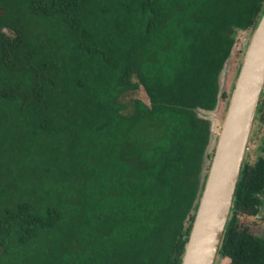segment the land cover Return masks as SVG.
Instances as JSON below:
<instances>
[{"label":"trees","instance_id":"1","mask_svg":"<svg viewBox=\"0 0 264 264\" xmlns=\"http://www.w3.org/2000/svg\"><path fill=\"white\" fill-rule=\"evenodd\" d=\"M263 12L0 0V264H181L213 156L205 114L230 99L225 65ZM262 192L264 158L243 161L218 249L230 264H264L239 221Z\"/></svg>","mask_w":264,"mask_h":264},{"label":"water","instance_id":"2","mask_svg":"<svg viewBox=\"0 0 264 264\" xmlns=\"http://www.w3.org/2000/svg\"><path fill=\"white\" fill-rule=\"evenodd\" d=\"M263 87L264 12L252 32L229 99L181 264L215 261Z\"/></svg>","mask_w":264,"mask_h":264},{"label":"rangeland","instance_id":"3","mask_svg":"<svg viewBox=\"0 0 264 264\" xmlns=\"http://www.w3.org/2000/svg\"><path fill=\"white\" fill-rule=\"evenodd\" d=\"M251 30L239 31L236 36V43L231 52V56L228 59L224 72L221 77L222 90L228 93H232L234 88L239 70L241 68L245 52L247 50L248 44L252 36ZM135 97H141L145 99V95L142 91L137 92ZM230 98V97H229ZM229 99L221 100L217 109L214 112L206 113L205 116L209 118L212 122L213 137L209 152L213 154L218 135L223 124ZM259 107L261 106L262 111H264V87L259 100ZM264 123L258 119H255L251 128L249 135L246 152L244 155V160L249 163H254V161L259 156H264ZM239 221L242 225L249 228L250 232L255 235L264 234V213L257 216H240ZM213 264H230L229 259L222 257L219 254L216 255Z\"/></svg>","mask_w":264,"mask_h":264},{"label":"flooded vegetation","instance_id":"4","mask_svg":"<svg viewBox=\"0 0 264 264\" xmlns=\"http://www.w3.org/2000/svg\"><path fill=\"white\" fill-rule=\"evenodd\" d=\"M258 109V108H257ZM255 119H258V118H255ZM254 119V120H255ZM259 120V119H258ZM261 121V120H260ZM261 122H263V121H261ZM264 123V122H263ZM263 148H264V146H263ZM264 158V156H259L255 161H254V163H252V165H254L257 161H258V159L259 158ZM245 161V160H244ZM249 163V162H248ZM251 164V163H250ZM258 197L262 200V203H261V205H260V207H259V212L256 214V215H253V216H257V215H260L261 213H264V192H262V193H260L259 195H258ZM255 235V234H254ZM255 236H257V237H264V234L263 235H255Z\"/></svg>","mask_w":264,"mask_h":264}]
</instances>
